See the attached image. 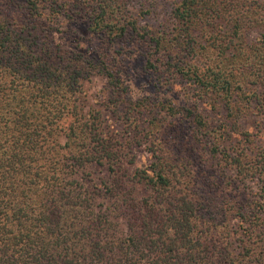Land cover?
Instances as JSON below:
<instances>
[{
  "label": "trees",
  "instance_id": "1",
  "mask_svg": "<svg viewBox=\"0 0 264 264\" xmlns=\"http://www.w3.org/2000/svg\"><path fill=\"white\" fill-rule=\"evenodd\" d=\"M247 6L253 7L252 19L263 24L264 0H179L171 12L176 24L171 34L140 29L123 12L120 0H84L79 9L104 41L131 39L142 46L152 73L217 93L234 112L251 105L264 108V98L256 100L251 83L244 81L264 73V33L253 47L244 43L234 50L239 60L224 58L225 53L213 65L183 60L200 17L218 19L222 7L240 12ZM2 9L11 8L0 0V264H264V204L256 209L247 198L233 202L234 218L243 225L235 244L232 226H217L207 217L214 203L188 195L187 185L178 186L176 171L160 159L133 174L149 193L144 199L125 192L122 147L105 132L100 115L85 111L75 97L87 63L57 57L38 42L43 22L38 18H72L71 8L58 0H25V21ZM241 28L234 26L233 40ZM106 69L112 85L123 91L114 66ZM167 112L179 113L181 121L199 132L186 142H200L198 129L204 122L196 108L170 107ZM128 115L135 118V108L129 107ZM170 125L162 124L159 136ZM157 142L160 151L162 141ZM68 149H73L74 161L110 164L113 178L107 193L116 205L98 206L91 186L76 179L75 162L68 164ZM210 153L225 159L240 184L256 178L258 200L264 203V156L257 162L229 155L218 145ZM123 207L130 212L126 230L111 219ZM219 212L225 216L224 210Z\"/></svg>",
  "mask_w": 264,
  "mask_h": 264
},
{
  "label": "rangeland",
  "instance_id": "2",
  "mask_svg": "<svg viewBox=\"0 0 264 264\" xmlns=\"http://www.w3.org/2000/svg\"><path fill=\"white\" fill-rule=\"evenodd\" d=\"M58 1L71 8L75 15L72 18L60 17L55 22L39 17L38 21H43L37 32L39 45H46L56 52L57 57L72 56L87 63L85 70L79 74L77 91L80 94L77 93L75 97L85 111L100 115L105 132L122 147V164L128 174L123 178L125 192L132 199H144L149 193L142 185L136 184L138 179H134L133 174L148 170L154 159H160L172 171H176L174 182L178 186L186 188L187 185L188 195L209 198L214 203L211 206L212 216L207 217H212L211 220L217 226H232L236 234L235 244L238 243L243 225L234 218L233 202L247 198L256 205V209L261 208L264 203L258 200L260 183L256 178L241 184L234 180V174L225 159L211 155L210 149L218 145L229 155L247 156L258 162L264 156V108L259 110L251 105L233 112L231 106H227L217 93L200 92L179 77L167 79L152 73L146 68L142 46L131 39L104 41L97 36L88 15L79 9L84 0ZM178 1L120 0V5L129 19L137 21L140 29L156 34H171L176 27L171 12ZM2 2L4 7L7 2L11 8L2 9V13L8 17L15 15L19 21L27 19L22 11L25 0ZM252 8L247 6L239 12L222 7L218 19L200 17L194 36L190 38V52L183 63L213 65L221 59L218 58L221 53H225L224 58L227 56L239 60L238 55L233 56L234 50L244 43L253 47L264 33V23H256L252 19ZM243 15L248 16L247 19ZM235 25L242 28L233 40L231 35ZM7 26L3 25V29H7ZM108 65L114 66L123 91L118 92L112 85L107 75ZM244 81L245 84L251 83L249 90L255 92L256 100L264 98V73ZM129 107L135 108V118L128 115ZM170 107H175L177 111L196 108L204 122V127L198 129L201 132L198 135L200 142L185 141L186 137L189 139L198 131L188 122L181 121L179 113L171 116L167 112ZM69 122L71 119H68ZM165 123L171 124L169 130L165 136L161 133L159 136V127ZM137 125L138 128L134 129ZM164 138L166 140L163 143ZM158 139L162 141L160 151ZM65 140L63 135L61 143H65ZM154 149L156 151L153 152ZM73 152V149H68L64 153L69 158L68 164H73V156L70 155ZM74 162L76 179L83 186H91L90 191L98 196V206L105 208L116 205L107 193L113 178L109 172L110 164L89 163L83 158ZM220 210H224L225 216L220 214ZM129 217L130 212L123 207L111 219L126 230Z\"/></svg>",
  "mask_w": 264,
  "mask_h": 264
}]
</instances>
